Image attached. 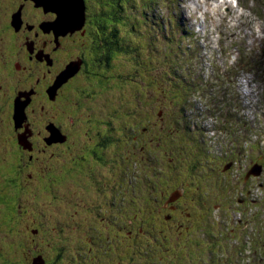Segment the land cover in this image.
Wrapping results in <instances>:
<instances>
[{"label":"rangeland","instance_id":"1","mask_svg":"<svg viewBox=\"0 0 264 264\" xmlns=\"http://www.w3.org/2000/svg\"><path fill=\"white\" fill-rule=\"evenodd\" d=\"M33 2L57 13L53 28L59 36L74 30L59 31L71 11L80 18L75 27L82 25L80 0ZM87 6L90 18L103 25L101 43L109 52V59L95 67L102 85L79 89L68 105H47L45 91L38 89L33 111L39 119L32 122V114L18 128L14 97L32 93L18 87L10 93L6 84L0 91V264H250L254 256L263 257L254 250L260 223L264 229V188H258L264 186V161L249 166V179L256 184L249 188L240 175L242 160L224 157L237 143L243 156L254 148L252 159L260 152L264 156V0H84L85 15ZM10 37L0 27L8 57L14 47ZM25 51L22 45L23 59ZM217 97L231 107L230 125L238 124L236 130L226 123L215 133L214 120L199 113ZM179 101L191 127L205 132L209 155L229 170L222 191L215 183L217 189L203 196L202 183L193 180L199 170L189 156H196V149L185 130L193 146L185 155L175 151L182 137L172 126L184 120ZM52 122L69 136L65 146L46 148L38 139L40 133L50 136ZM14 128L23 129L26 148ZM163 142L167 145L161 150ZM32 146L37 160L26 165L29 154L23 150ZM150 146L159 149L158 154L152 151L158 159L151 165L145 155ZM256 166H262V173L253 171ZM208 178L205 185L214 182V175ZM247 188L252 195L241 206ZM180 189L182 200L169 207L170 196L183 195L175 192ZM226 192H231L227 198ZM160 225L172 231L186 225L187 231L173 237Z\"/></svg>","mask_w":264,"mask_h":264},{"label":"flooded vegetation","instance_id":"2","mask_svg":"<svg viewBox=\"0 0 264 264\" xmlns=\"http://www.w3.org/2000/svg\"><path fill=\"white\" fill-rule=\"evenodd\" d=\"M27 9L30 10L29 14H26ZM16 16H18V21H20L19 25L17 26L15 25ZM57 18L58 15L56 12L50 13L49 11H45L43 8L37 7L32 0H0V27L5 36H11L14 39V47L10 51L12 54L9 57L7 56V51H9V48L6 46L3 47V45L0 44V51L3 52L0 54V70L3 74V76H0V91H3L5 84L10 85V93L13 88H28L20 90V92L32 93L31 96L23 99L25 101L29 100V103L26 101L28 103V106L25 110L27 117L29 118L30 115L35 114L32 116L34 118L32 122L39 119L37 118L38 115L33 111L35 110V105L37 104L34 99L38 97V89H42L45 91L44 99L47 105H54L58 101H66V105H68L70 99L73 98V95L79 89L80 91H82L86 86L90 87L92 85L98 86L103 84L100 73L95 71V67H97L96 64L98 61L109 59V52H107L105 46L101 43L103 40L100 36V32H102L103 25H101L100 22H97L90 18V9L87 6L84 25L82 24L83 26L78 29L74 27V30L71 29L72 32H69L66 35L59 36V33L55 32V29L53 28L54 24L57 21ZM44 24H47V29L45 30L42 27ZM50 25H52V28H48L50 27ZM22 45L26 49L24 59L21 58ZM69 65H75L78 68L77 73L56 91L57 94L54 98L50 97V95L47 93V90H49V88L54 85L57 77L63 71H65V69ZM18 75H22L24 78L20 82ZM15 76L18 77L16 81ZM19 83H21V85ZM162 91L164 94L166 89H162ZM61 95H63V97H61ZM167 101H169V98H163V102ZM61 107V104H58V108ZM176 107L180 114L184 117V120L177 121L174 117V121L180 122L181 126L180 128H178L176 126V122L173 123L172 127L175 131H178L182 137V142L179 144V147L175 149V151L178 153H183L185 150L187 151L190 146H193V143L190 139L191 137L195 143L196 156H193V154H191L189 156V159L190 161L195 162L193 164V167L196 170H199V173L193 178V180H195V182L198 184L202 183L203 187L201 189V192L203 196L204 193L207 194L208 192H212L217 189L215 183L219 185L218 190L222 191L223 187L225 188L227 185V180H229L228 175H225L229 172V170L225 168L222 170L217 164L216 160L209 155L212 148L209 145V141L206 138L205 132L201 131L200 129L191 127L189 120L185 117L184 114V103L180 101L176 102ZM43 116L44 115H41V117ZM29 124L31 125V123ZM51 124L60 130L61 134L67 138V141L65 144H55L51 146L45 142L47 145L44 146L46 148H58L65 146L69 142V136L65 134L62 131L61 127H59L56 123L52 122ZM182 130H185L190 137L186 135ZM211 130H215V133H218V131H222V126L219 127L217 125H212ZM16 132L17 133L14 134L15 137L16 135H22L21 133H23L24 131L23 129H21ZM34 136L35 133L33 132L29 138L30 145L33 144L32 139H34ZM49 137L47 134L42 135V133L38 135V139H42V141H45V139H48ZM91 140L92 139H90V141ZM166 145L167 144L163 142L161 150L163 148L166 149ZM230 145H232L231 135L229 137V145L225 144V148H223L227 151H230ZM237 146L240 147V144L237 143ZM168 147L170 146L168 145L167 148ZM239 147L235 150H232V152L229 153L230 155L225 156L224 159L234 163H240L242 160V162L244 163V167L240 171V175L245 186H248L250 188L251 186L256 184H254L249 179V177H251L249 176L248 172L249 166H252L254 164L263 165L262 163L264 161V156L260 152V154L258 153L257 158L252 159L255 155L253 153L256 150L255 148L252 149L253 151H251L248 155L243 156L242 150L239 149ZM29 148L30 146H28V149ZM31 149L32 150L27 151L26 149L23 150V152H27L29 154L26 165H31V163L34 162L35 147L32 146ZM153 150H155L156 154L159 153V149H155L152 146L148 147L146 152L143 151L145 152V155L149 154V165L152 164V161L158 159V155H152ZM250 154L254 155L251 156ZM181 155L185 154L183 153ZM168 159L169 161H172L170 155H168ZM36 160L37 156L35 158V161ZM160 161L161 160H159V163ZM203 163L209 166V170L212 173L206 168V166H204ZM198 166L200 167V169L198 168ZM206 171L208 172V174L205 173ZM148 175L150 174L148 173ZM212 175H214L215 177L212 178L214 182H209L205 185V182L209 179L208 176L211 178ZM29 177L30 179H33L35 177L32 171H30ZM232 180L233 177L230 179V183H232ZM223 182H225V184H223ZM249 188H247V190L245 191V198L240 200L241 206H247L249 204L248 200L252 195ZM258 188L263 189L264 186H258ZM178 191H183V195H181L177 199L172 200H170V196L167 202L169 207H172L174 204L177 205L179 201L182 200L185 194L184 190L180 189L175 192ZM106 193L107 192H104L103 197L97 198L96 201L99 203L101 200H103ZM230 193L226 192L225 198H227ZM214 194L217 193L214 192ZM225 198H223V200H225ZM213 204H218V202H214ZM130 220L134 221V219ZM157 224L159 225V223ZM162 228L163 232H169L173 237H176L182 231H187L186 225L179 226L177 231H172L169 227L168 229H166L167 227Z\"/></svg>","mask_w":264,"mask_h":264},{"label":"water","instance_id":"3","mask_svg":"<svg viewBox=\"0 0 264 264\" xmlns=\"http://www.w3.org/2000/svg\"><path fill=\"white\" fill-rule=\"evenodd\" d=\"M35 1V0H33ZM54 1V0H53ZM61 1V0H59ZM72 2L73 0H65V2ZM79 2V1H78ZM64 2H59L58 5H62ZM80 4L83 5V11L82 14H80L81 20H82V24L84 25L85 23V7H84V0H80ZM79 4V5H80ZM80 21L77 20L76 23H78ZM14 23V22H13ZM81 25V27L83 26ZM73 68L69 65L65 71H63L56 79V81L54 82V85L52 87L49 88L48 90V94L50 95V93L56 92L62 85H64L71 77H73L78 69L73 72L72 71ZM65 79V80H64ZM30 96L29 93H19L14 101V115H13V120L15 122L16 128L18 127H22L24 122L26 121L27 115H26V108L28 106V103L23 100L25 97ZM48 131L50 132V137L48 139H45V142L48 145H51L53 143H64L66 142L67 138L65 136H63L60 132L59 129H57L54 125H51V127L48 128ZM22 135L18 136V141L19 144H22V147L26 148V146L24 145V141H22ZM25 140H27V135H25L24 137ZM256 169V171L258 172L257 174L261 173L262 170V166H256L255 168H253V171ZM250 173V172H249ZM255 173V172H254ZM43 264V261L42 263Z\"/></svg>","mask_w":264,"mask_h":264},{"label":"trees","instance_id":"4","mask_svg":"<svg viewBox=\"0 0 264 264\" xmlns=\"http://www.w3.org/2000/svg\"><path fill=\"white\" fill-rule=\"evenodd\" d=\"M238 124H235V127L233 128V125L231 126L234 130H236V126H237ZM233 131V130H232ZM251 149V148H250ZM252 150V149H251ZM251 155V154H250ZM252 155H254V154H252ZM251 155V156H252ZM10 167V166H9ZM16 168L17 169H19V167H17L16 166ZM7 190H8V188H7ZM258 230L259 231H257L258 233L260 232V236L258 237V239H259V244H256L257 245V248L254 250V251H257V249H259L260 251H262V255H263V257H260L261 256V254H259L258 255V257L257 256H254V254H253V258H254V261H252V263H250V264H264V229H262L261 230V223L259 224V227H258ZM262 259H263V261H262Z\"/></svg>","mask_w":264,"mask_h":264},{"label":"bare ground","instance_id":"5","mask_svg":"<svg viewBox=\"0 0 264 264\" xmlns=\"http://www.w3.org/2000/svg\"><path fill=\"white\" fill-rule=\"evenodd\" d=\"M74 1V0H73ZM210 1H215V0H210ZM226 4H227V2H226ZM209 8H211L210 6H209ZM230 10H232V9H230ZM233 13V12H232ZM70 20L68 21V23L67 24H64L63 26H61L60 27V29H59V31L61 32V28H74L76 25V22H77V18H76V16H77V11L76 12H70ZM232 15V14H231Z\"/></svg>","mask_w":264,"mask_h":264}]
</instances>
